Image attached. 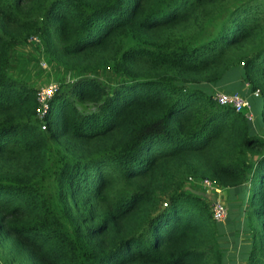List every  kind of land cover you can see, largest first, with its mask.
I'll return each mask as SVG.
<instances>
[{
    "label": "trees",
    "instance_id": "16d2710c",
    "mask_svg": "<svg viewBox=\"0 0 264 264\" xmlns=\"http://www.w3.org/2000/svg\"><path fill=\"white\" fill-rule=\"evenodd\" d=\"M33 36L80 74L49 98L43 128L36 88L8 71ZM103 68L116 83L92 74ZM232 71L261 99L258 119L206 89ZM203 178L224 205L248 182L249 241L236 219L218 238L227 215L185 187ZM234 258L264 264V0H0L1 264Z\"/></svg>",
    "mask_w": 264,
    "mask_h": 264
},
{
    "label": "rangeland",
    "instance_id": "374dc122",
    "mask_svg": "<svg viewBox=\"0 0 264 264\" xmlns=\"http://www.w3.org/2000/svg\"><path fill=\"white\" fill-rule=\"evenodd\" d=\"M42 61H44L45 63H43ZM8 71L11 75L13 76H17L20 78H23L24 80H26L29 84H31L32 86H34L35 88H37V86H39L40 84H42L43 82H46L48 80H57L59 83L65 82V81H70L73 78H75L76 76L80 75L77 74L74 71H64L62 68L55 66L48 58L47 56L44 54V52L40 49V47L38 46V41H32V40H28L27 44L24 45L23 48H19L17 50H15L14 52V58L12 60V62L10 63V66L8 68ZM234 73V75H229L227 77V81H231L233 82L234 80H236L235 76L237 75V71H232ZM92 74H95L96 76H98L100 79H102L105 83H116V79L118 77H115L112 72L107 69V68H103L100 69L97 72H93ZM51 80V81H52ZM230 86V87H229ZM226 86V90L227 89H235L237 90V92H239L242 96H244L245 98L248 99L249 101V105L251 106V111L253 113V116L258 119V113H259V109L261 106V99L258 96H254L252 93H250L249 91H241L240 90V85H236L232 83ZM247 84L245 85L244 83V87L247 88ZM191 186H196L197 187V192H199L203 197L207 198L209 193H207L208 195H206V192L204 191V189L201 187L200 184H186V188L191 189ZM248 182L243 186L240 187L241 189V196H240V192L234 194V196L232 198H229V201L225 200V205H226V215L228 217L227 223H225L223 221L221 227H218V231H217V236L218 238L224 242H228L230 240V236L227 232V225H229V223L234 224L235 219H242L244 218V223L245 226L244 227L245 230L244 231H239L241 233L235 232V235L239 236V238L241 240H243V242L249 241L250 238V231L248 229L250 224H256L259 220V217L256 215V213L254 212V207H250L249 205H247V199H248V195H249V187H248ZM222 191V190H221ZM222 192L220 193V198ZM223 195L226 196L225 191L223 192ZM227 198V197H226ZM225 215V217H226ZM248 216V218H246ZM218 224V223H217ZM220 225V224H218ZM220 228V230H219ZM244 233V234H242ZM230 242L229 244L226 245V253H229V251L231 250L232 252V245L230 246ZM231 247V248H230ZM236 248H238L236 246ZM235 252V251H234ZM238 253V255L242 254V251H236V254ZM231 258V257H230ZM242 260V259H241ZM236 259L234 258L233 263L230 264H236L235 263ZM243 261V260H242ZM244 262V261H243ZM242 262V263H243ZM228 263V262H226ZM240 263V264H242ZM229 264V263H228Z\"/></svg>",
    "mask_w": 264,
    "mask_h": 264
},
{
    "label": "built area",
    "instance_id": "2783aa9c",
    "mask_svg": "<svg viewBox=\"0 0 264 264\" xmlns=\"http://www.w3.org/2000/svg\"><path fill=\"white\" fill-rule=\"evenodd\" d=\"M33 39H36V37L34 36ZM51 80H48L37 86L35 92V116L38 119L41 128L44 127V116L47 113L48 100L58 88V81ZM213 97L219 104L231 106L235 111H240L247 118H250L251 113L249 102L239 92H225L223 90H217L215 93H213ZM187 179L189 181L195 182V179L191 176H188ZM197 183L201 185V187L206 192V195H208L207 193H209L208 197L211 199L210 209L212 218L215 220L224 219L226 215V207L219 197L221 189L218 186L214 185L210 180L205 178L198 180Z\"/></svg>",
    "mask_w": 264,
    "mask_h": 264
},
{
    "label": "crops",
    "instance_id": "0c3cea01",
    "mask_svg": "<svg viewBox=\"0 0 264 264\" xmlns=\"http://www.w3.org/2000/svg\"><path fill=\"white\" fill-rule=\"evenodd\" d=\"M223 86H222V84H220V85H218V84H209V86L207 85V86H205L206 87V89L213 95V93H215L217 90H223L224 88L226 89L227 87L226 86H229L231 83H232V85L233 84H238V85H240V90L242 91H246L247 90V88H245L244 87V84L243 83H241V81H240V79L237 77V79L236 80H234L233 82H231V81H227V76H226V79H224L223 81ZM230 87V86H229ZM224 89V90H225ZM223 90V91H224ZM228 90H235V89H228ZM236 91V90H235ZM240 92V91H239ZM241 93V92H240ZM246 218H248V216L246 217ZM237 220V222L240 224V225H245V223H244V218H242V219H236ZM239 228V227H238ZM243 230H245V228L243 229ZM238 231H241V228L240 229H238ZM243 234V233H242ZM242 243L243 242V240H241L240 239V241H239V243ZM243 261L242 260H238L237 258H236V261H235V263L236 264H240V263H242ZM243 264V263H242Z\"/></svg>",
    "mask_w": 264,
    "mask_h": 264
},
{
    "label": "clouds",
    "instance_id": "9594fccd",
    "mask_svg": "<svg viewBox=\"0 0 264 264\" xmlns=\"http://www.w3.org/2000/svg\"><path fill=\"white\" fill-rule=\"evenodd\" d=\"M33 37H34V36H33ZM33 37H32V38H30V40H32V41H38V38H37L36 36H35V37H36V39H33ZM42 62H43V63H45L44 61H42ZM56 81H57V80H56ZM43 83H44V82H43ZM59 84H60V83L58 82V86H59ZM38 122H39V121H38Z\"/></svg>",
    "mask_w": 264,
    "mask_h": 264
},
{
    "label": "water",
    "instance_id": "95a60500",
    "mask_svg": "<svg viewBox=\"0 0 264 264\" xmlns=\"http://www.w3.org/2000/svg\"><path fill=\"white\" fill-rule=\"evenodd\" d=\"M0 264H1V262H0Z\"/></svg>",
    "mask_w": 264,
    "mask_h": 264
}]
</instances>
